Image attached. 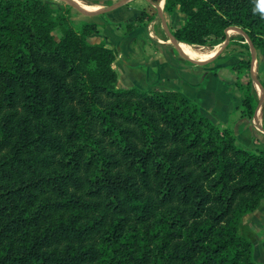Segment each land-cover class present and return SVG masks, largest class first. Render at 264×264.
Segmentation results:
<instances>
[{"label":"trees","instance_id":"obj_1","mask_svg":"<svg viewBox=\"0 0 264 264\" xmlns=\"http://www.w3.org/2000/svg\"><path fill=\"white\" fill-rule=\"evenodd\" d=\"M176 8L179 43L240 27L264 50V0H164ZM69 10L0 0V264H261L240 225L264 200V149L179 92L117 89L115 50ZM242 105L252 118L256 96Z\"/></svg>","mask_w":264,"mask_h":264},{"label":"crops","instance_id":"obj_2","mask_svg":"<svg viewBox=\"0 0 264 264\" xmlns=\"http://www.w3.org/2000/svg\"><path fill=\"white\" fill-rule=\"evenodd\" d=\"M148 4H150L148 0H132L124 10L116 11L114 19H109V22L104 19L93 21L97 24L96 36L105 42V47L116 52L114 68L118 75L127 80L131 79L129 75L134 72L138 78L146 80V84H150L151 87L158 86V91L179 92L186 100L196 104L201 114L214 125L227 128L236 137L243 139L241 136H245V132H252V130L249 128L250 123L242 114V97L235 94L233 71L226 72L225 70V77L219 76L215 71L207 73L198 67L201 66L200 64L180 59L174 47L161 44L163 38L156 31L155 21H152L147 29L143 26H136L132 32L125 34L124 38L117 35L121 32L113 27L124 23V25L134 23ZM159 12L158 15L161 19L163 17V21L165 13ZM109 32L115 34L116 38L113 39L115 42L125 39L123 43L127 48L126 55L117 48L118 46L115 47L116 44L113 43ZM143 34L146 35V40ZM185 56L191 58L189 54ZM119 60L122 63L121 66L118 65ZM262 70L264 67L260 69L258 67V73H262ZM228 75L230 78L227 77ZM260 111L259 108L256 119L254 118L256 123L260 120ZM256 214L257 211L249 216L257 220ZM254 248H256L255 245ZM255 257L258 262L264 264L263 249L256 250Z\"/></svg>","mask_w":264,"mask_h":264},{"label":"rangeland","instance_id":"obj_3","mask_svg":"<svg viewBox=\"0 0 264 264\" xmlns=\"http://www.w3.org/2000/svg\"><path fill=\"white\" fill-rule=\"evenodd\" d=\"M43 1L49 3L52 9L59 11V12H64L66 11L67 7H69L59 0H43ZM81 1H83L86 5H89V6L97 5L102 8H105V7H109L110 5L120 0H89V1L81 0ZM127 5L128 4L118 8L120 10L116 9L112 12L102 14L99 16L85 15L69 7L70 10L68 11V15L71 19V24L76 29H81L83 25L93 24L97 26V24L93 22L94 20H97V19H104L106 22H109V19H114V13L116 11L124 10L126 7H128ZM155 5H160V7L162 5V7L160 8L161 9L160 11L164 12V0H161L158 4H155ZM142 12H144L151 18L150 19L151 21L146 23V26H143V25L142 26L147 29L148 26L151 24V22L155 21L156 31L163 38V41H162L163 43L161 44L168 45L173 48L174 44L169 39L167 32L171 34L173 33L174 30L182 27L186 21L185 14L181 13L180 10L176 8L171 15L164 12L165 18H164V21H162V19L158 15L157 9L151 4H148L147 7L144 10H142ZM145 20H146V16L143 17L142 24H144ZM124 24L115 25V28L112 26L113 29H117L122 33V34L121 33L117 34L119 37H122V38H124L126 34L124 30ZM130 24H133V22ZM233 28L240 29L242 33H238L237 31L233 30ZM228 30H230L228 44L226 45L222 53L217 58L211 61H206L200 64L201 66H198V67L202 68L207 73L209 71H215L218 73L219 76H224V77L227 71L228 72L233 71L234 72L233 80H234V86H235V94L241 95L242 100L246 98L247 95L253 94L256 96V99L259 102V90L257 86L255 85V83L253 82L252 73H251V64H250L251 52H250V45H249V42L251 41L249 37L247 36L246 32H244V30L241 29L240 27H231ZM149 31L152 32L151 29H149ZM55 36L58 39L60 34L56 32ZM109 36L112 38L113 43L116 44L115 47L118 46L117 48L119 50H122L123 54L126 55L127 48L125 47L123 43L125 39L121 40L120 42H115L113 40L116 38L115 34L109 32ZM143 37L146 40L145 34H143ZM89 42L91 44L102 43L105 45V42L103 40H100V38H98L96 34L90 36ZM222 44L223 42L212 39L208 41L205 46H198V45H192V46L201 47L207 51L214 50L216 53L218 49L222 46ZM174 49L177 51L175 47ZM254 52H255L254 68L256 70V77H257L258 82L260 83V85H262V88L264 90V70H262V73L260 72L258 73V67L259 69L260 67H264V50L254 48ZM177 54H178V57H180V59L181 58L185 59L179 53V51H177ZM189 59L193 60L191 58ZM136 62L138 63V61ZM118 65L119 66L122 65L120 60L118 61ZM113 68H114V64H113ZM115 71L117 72V70ZM230 75H228L227 77L230 78L229 77ZM129 76L131 77V79L126 80V78H123L122 76L120 77L117 73V83L115 87L121 90L137 89V90L144 91V92L152 91V90L158 91V86L151 87L150 84H146V80L138 78L134 72L131 73ZM260 103H261L260 105L261 111L259 113L261 116H260V120H258V123H256V121L254 120V116L252 118H249L248 116H244V118H246L248 122L250 123L249 128L252 130V132H248V131L245 132V136L244 135L241 136L245 141L241 139L239 136L236 137L233 134L236 145L248 151H259V150L264 149V99ZM243 111H244V107L242 105V113ZM258 119H259V116H258ZM221 129L229 130L227 128H221ZM250 139H252V141ZM256 211H257V214L255 216H258L257 220L255 218L251 219L252 216H249L251 213L243 216L242 222L240 225V234L246 237L250 242H252L253 245H255L256 247L255 251L256 250L261 251L262 249L264 250V200L261 201Z\"/></svg>","mask_w":264,"mask_h":264},{"label":"water","instance_id":"obj_4","mask_svg":"<svg viewBox=\"0 0 264 264\" xmlns=\"http://www.w3.org/2000/svg\"><path fill=\"white\" fill-rule=\"evenodd\" d=\"M61 2H63L65 5L69 6L70 8L72 9H75L77 11H79L80 13L82 14H85V15H89V16H99V15H102V14H106V13H109V12H112L122 6H125L126 4H128L129 2H131L132 0H120L112 5H110L109 7H105V8H102L101 10L99 11H93V10H88V9H84L82 7H79L77 6L75 3H73L72 0H59ZM158 13H160L159 11L161 10L160 8V5H153ZM161 17H162V14H161ZM163 19V17H162ZM164 21V20H163ZM233 30L237 31L238 33H242L240 29L238 28H233ZM229 32L230 30H227L226 31V38L222 44V46L218 49V51L209 59H199V60H190L189 58H187L181 48H180V44L179 42H177L173 37L172 35L168 33V37L169 39L172 41V43L174 44V47L177 49V51H179V53L186 59V60H189V61H193L194 63H197V64H202L206 61H211L215 58H217L221 53L222 51L225 49L226 45L228 44V40H229ZM247 39V38H246ZM249 45H250V52H251V73H252V79H253V82L255 83V85L257 86L258 90H259V102H258V105L255 109V112H254V118L256 119V116H257V113H258V110L260 108V105H261V101L264 99V90L262 88V86L260 85V83L258 82L257 80V77H256V70L254 68V60H255V52H254V47L252 46V43L249 42Z\"/></svg>","mask_w":264,"mask_h":264},{"label":"bare ground","instance_id":"obj_5","mask_svg":"<svg viewBox=\"0 0 264 264\" xmlns=\"http://www.w3.org/2000/svg\"><path fill=\"white\" fill-rule=\"evenodd\" d=\"M72 1L77 6L82 7L84 9L93 10V11H99V10L102 9V7L97 6V5L96 6L86 5L81 0H72ZM161 7H162V5H161ZM166 43H168V42H166ZM180 48L182 49V52L185 55L186 54H189L191 56V59H193V60H199V59H202V58H205V57H206L205 59H209V58H211L215 54V51L214 50L213 51H207L204 48L192 46V45L185 44V43H181L180 44Z\"/></svg>","mask_w":264,"mask_h":264}]
</instances>
